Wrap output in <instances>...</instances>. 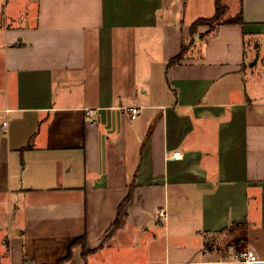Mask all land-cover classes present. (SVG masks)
Here are the masks:
<instances>
[{
    "label": "crops",
    "instance_id": "0c3cea01",
    "mask_svg": "<svg viewBox=\"0 0 264 264\" xmlns=\"http://www.w3.org/2000/svg\"><path fill=\"white\" fill-rule=\"evenodd\" d=\"M9 1L0 264H264V0Z\"/></svg>",
    "mask_w": 264,
    "mask_h": 264
},
{
    "label": "trees",
    "instance_id": "16d2710c",
    "mask_svg": "<svg viewBox=\"0 0 264 264\" xmlns=\"http://www.w3.org/2000/svg\"><path fill=\"white\" fill-rule=\"evenodd\" d=\"M216 5H217V8H216V13L214 16L208 17V18H199L198 20H196L193 23V25H192L193 37L196 35L200 25H203V24L211 25L212 26L211 30L212 29L214 30L222 22V21H220V18L226 12L227 7L221 2V0H216ZM241 21H242L241 16L225 20V22H228V23L241 22ZM193 42H194V39H191L189 42L184 43L181 53H179L178 55L173 57L169 61L168 65L170 66L172 64H176V63L180 62V60L184 57L186 52L191 48ZM132 201H133V191L131 190L129 192V194L125 197V199L120 204L118 217H117L116 221L112 224L111 228L109 229V235H112L117 229L121 228L125 224L127 217H128L129 208L132 205ZM78 241L83 243L84 246H86L85 237H80L77 240V242ZM75 243H76V241H75ZM62 261H64V260H61V262ZM61 262H59V264Z\"/></svg>",
    "mask_w": 264,
    "mask_h": 264
},
{
    "label": "built area",
    "instance_id": "2783aa9c",
    "mask_svg": "<svg viewBox=\"0 0 264 264\" xmlns=\"http://www.w3.org/2000/svg\"><path fill=\"white\" fill-rule=\"evenodd\" d=\"M130 109H131V112H132V117L133 118L137 117V115L139 113V108L137 106H133ZM181 154H182L181 151H177L174 155L175 156H181ZM165 213L166 212L162 211V215L163 216H165ZM234 258L237 259V260L244 261V262L249 263V264L258 261V255L252 249H241V250H238V251H236L234 253Z\"/></svg>",
    "mask_w": 264,
    "mask_h": 264
},
{
    "label": "rangeland",
    "instance_id": "374dc122",
    "mask_svg": "<svg viewBox=\"0 0 264 264\" xmlns=\"http://www.w3.org/2000/svg\"><path fill=\"white\" fill-rule=\"evenodd\" d=\"M224 1H226V0H224ZM12 3H11V0L9 1V7H10V5H11ZM224 4V3H223ZM224 20V17H223V15L221 16V18H220V21H223ZM206 25H208V24H206ZM208 26H210V28L212 27L211 25H208ZM243 249V248H242ZM241 250V249H240Z\"/></svg>",
    "mask_w": 264,
    "mask_h": 264
}]
</instances>
